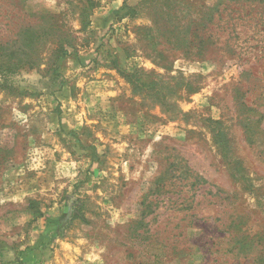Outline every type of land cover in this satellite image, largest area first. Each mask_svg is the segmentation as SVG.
I'll return each instance as SVG.
<instances>
[{"label": "rangeland", "instance_id": "rangeland-1", "mask_svg": "<svg viewBox=\"0 0 264 264\" xmlns=\"http://www.w3.org/2000/svg\"><path fill=\"white\" fill-rule=\"evenodd\" d=\"M0 64V264H264V0H0Z\"/></svg>", "mask_w": 264, "mask_h": 264}, {"label": "trees", "instance_id": "trees-1", "mask_svg": "<svg viewBox=\"0 0 264 264\" xmlns=\"http://www.w3.org/2000/svg\"><path fill=\"white\" fill-rule=\"evenodd\" d=\"M65 54H67V52ZM1 65L2 64H0V67H2ZM17 68H18V65H13V64H10V63H8V65H6V70L10 71V72L15 71ZM73 217L74 216H73V213H72V215H70L69 219H73Z\"/></svg>", "mask_w": 264, "mask_h": 264}]
</instances>
